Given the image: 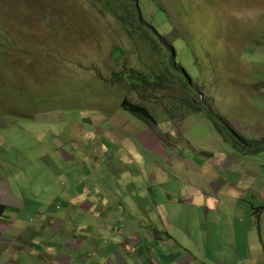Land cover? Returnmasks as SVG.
I'll return each mask as SVG.
<instances>
[{
    "label": "rangeland",
    "instance_id": "374dc122",
    "mask_svg": "<svg viewBox=\"0 0 264 264\" xmlns=\"http://www.w3.org/2000/svg\"><path fill=\"white\" fill-rule=\"evenodd\" d=\"M150 1L153 11H166L160 15L169 24L160 31L174 41L176 68L187 70L191 89L172 74L161 86L148 82L162 62L146 40L125 31L131 23L118 14L127 15L109 11L108 0H0V204L8 202L3 192L21 204L7 209L16 221L3 234L35 232L25 237L34 241L0 242L10 252H0V264H48L39 256L50 253L68 264H116L111 239L119 234L140 235L148 250L146 237L153 246L157 237L184 246L169 264H225L236 259L226 251L236 204L240 235L253 212L264 217L257 195L264 180L256 178L264 170V0ZM128 74L147 83L117 79ZM125 100L157 123L126 111ZM173 149L193 164L173 167ZM231 156L248 177L240 199L220 195L221 214L207 217L202 202L229 179L234 162L217 166ZM193 186L202 201L190 198ZM100 200L105 209L90 206ZM184 202L198 208L182 209ZM111 227L118 234L109 235ZM192 234L203 238L196 244Z\"/></svg>",
    "mask_w": 264,
    "mask_h": 264
},
{
    "label": "crops",
    "instance_id": "0c3cea01",
    "mask_svg": "<svg viewBox=\"0 0 264 264\" xmlns=\"http://www.w3.org/2000/svg\"><path fill=\"white\" fill-rule=\"evenodd\" d=\"M175 157L174 162L172 163L173 167H177V168H183L185 167V165L191 166L193 163L190 160H183L180 157L173 155ZM184 157H186L185 155H183ZM239 158V157H238ZM236 156L232 157L230 159H232V161H230V159H226L223 161V165L221 166H217L223 168L224 165H226L227 163L230 162H234L235 160H239ZM212 159L209 160V162L205 165H203L202 167H200V171H204L205 172V167H207L208 165L212 164ZM240 163L236 164L234 163H230L231 165H234L233 167L228 168V170H230V177L227 180H223L220 184H213L211 186V190H209V194L207 196V198L205 199V202H202L203 206L205 207V214H207V217L209 215V213L215 214L217 213V215L221 212L217 211V207H221L220 202L222 200H219V197L221 195L222 198H224L225 200H227V202L231 199H235L234 202H236L237 200L240 199V184L241 183H245L247 181V176L244 174H241V168H240ZM233 168V170H231ZM264 171V170H263ZM260 171L258 173H256V178L259 180H264V172ZM251 175V174H249ZM256 182H258V180H256ZM195 189H198L197 187L193 186ZM221 191V192H220ZM6 195V199L8 200V202L6 203L9 207H21L20 202H18L17 200H15V198L13 196H11L8 192L5 193ZM191 197L190 198H194L196 196L200 197L201 201L203 200V196H202V190L198 189V191H193L189 194ZM259 197H262L263 202H264V187L262 188V190H260L257 194ZM226 205H229V203H225ZM176 205V204H175ZM90 206H94V208L97 209H105V206H107V204L104 202V200H100L99 204L95 205H90ZM180 206L183 208H188V210H195L198 207L196 206L195 203H188V202H184V203H180ZM230 206V205H229ZM231 207V206H230ZM92 208V209H94ZM234 214L236 215L233 223L234 225L237 227V229H232L233 232L230 233L229 235L233 236L234 239V243L233 245L227 249L226 251H230V258L234 257V254L236 256V259L234 260H222V261H227L225 262V264H264V217H262L261 219L259 218H254V212L253 215H251V211L249 209H247L248 211V215H251V219L249 217V221H250V225H248V223L243 222L244 227L246 228L245 232L246 234L242 233L240 235V207H238V204H236L235 209H233ZM99 212V211H97ZM238 212V213H237ZM8 214V212H7ZM219 214V215H220ZM6 216V215H5ZM169 214L167 215V223L168 225L171 226V224H169ZM175 216V214H174ZM8 216L5 217V219H7ZM26 218V217H25ZM215 218V217H214ZM213 218V219H214ZM9 219H11V221L7 222L6 227H8V225L11 222L16 221V218H11L9 217ZM94 219L100 220L98 222V225L102 222L101 218H96L94 217ZM202 219L208 223L209 219H204L202 217ZM20 220V219H19ZM53 222V221H51ZM117 222L118 224H121V220L117 221H112V223ZM65 223V222H64ZM59 224H61L60 228L62 227V223L60 222ZM65 225V224H64ZM24 226V224L22 225ZM113 226V225H112ZM104 227V226H103ZM58 232L59 230L54 229V232ZM118 229H113L112 227L109 229L110 234L109 235H113L118 234L117 233ZM121 231V229L119 230ZM27 234H35V232H31L27 229H25L21 235H19L18 237H11L12 239L16 240L17 242H29V241H34L31 237V239L28 241L25 237ZM155 235H157V233H155ZM119 237H112V241H114L115 245H118L119 248L118 249H114L111 250L110 253H113L116 255V264H128L129 261H132L133 264H158L159 262V258L163 260V264H169L170 261H175L177 258H181L182 254H179L178 252H187L186 249H184V246H178L176 247L174 244H171L169 242V240H161L160 237L156 238V242H157V246H153V241L152 239H149L148 237L145 238V242H149V250L146 248H140L139 246L143 244V241H141V236L140 235H136L134 238H130L127 237L126 234H124V236L120 235ZM37 237V236H36ZM210 237V236H208ZM193 241L196 242L202 240L203 235H197L196 234H192ZM1 241V240H0ZM190 245L192 243V240L190 239ZM4 245V244H2ZM68 247L70 248H74L76 246L75 242H70L69 244H67ZM44 248H49L48 246L44 245ZM196 246L194 247H190V249H195ZM3 248V247H1ZM37 250H39V247L36 246L35 247ZM179 250H178V249ZM197 248V247H196ZM43 249V248H42ZM226 247L222 246L220 248V250H225ZM164 250V251H163ZM225 251V252H226ZM1 254H6L9 255L10 252L5 250V249H0ZM224 252V254H225ZM48 253H50L48 251ZM160 253V254H159ZM159 254V255H158ZM209 254L210 257H213L212 253H206L205 257H207V255ZM223 254V255H224ZM221 255V256H223ZM46 257L43 255L39 256L40 258H42V260H47L48 264H68L69 261L65 258H63L61 255H53L52 253L46 254ZM220 256V257H221ZM219 257V258H220ZM162 264V263H160ZM175 264V263H174ZM180 264V263H177Z\"/></svg>",
    "mask_w": 264,
    "mask_h": 264
},
{
    "label": "trees",
    "instance_id": "16d2710c",
    "mask_svg": "<svg viewBox=\"0 0 264 264\" xmlns=\"http://www.w3.org/2000/svg\"><path fill=\"white\" fill-rule=\"evenodd\" d=\"M108 1L107 7L109 8V11H113L112 13L122 11L127 15L121 19V16L118 14V20H126L131 23V26L125 25V31L132 35L136 40H146L145 42L153 47V50L156 53V58H159V61L162 62L161 65L155 63L156 66L153 68V71H151L152 77H148V82L155 84L156 86H161L164 82V78L167 80V77L172 74L177 80H181L185 89H191L190 85L194 80L189 76L187 70L183 65H181V70L176 68L179 66V55L175 50V45H172L174 41L169 38L170 34L160 31L163 24H169V20L166 17L162 18L160 15L162 12L166 13L164 8L156 6L158 10L153 11L154 9L151 7L153 4L150 0ZM127 27H130V29ZM120 50L124 55V51H122L121 48ZM117 79L119 82L133 84L131 86L143 87L147 83L145 77H143V79L137 78L134 74H128L126 76L122 75L121 77L117 76ZM172 81L174 84L173 78ZM185 101L188 106L192 105L188 100L185 99ZM122 107L126 111L132 112L145 123H157L156 118L144 107L133 105L128 100L123 102ZM197 108L200 109V107ZM5 210L4 207H0V217Z\"/></svg>",
    "mask_w": 264,
    "mask_h": 264
},
{
    "label": "clouds",
    "instance_id": "9594fccd",
    "mask_svg": "<svg viewBox=\"0 0 264 264\" xmlns=\"http://www.w3.org/2000/svg\"><path fill=\"white\" fill-rule=\"evenodd\" d=\"M241 142H243V140L241 139ZM176 148V147H175ZM173 152L171 153L172 155H175L176 151L175 149L172 150ZM6 192H3L2 193V198L3 199H6V195H5ZM12 196V195H11ZM8 205L5 203L4 205L0 204V207H4L6 210L4 211L3 215L0 217V242H2V244L6 243V242H9V243H13L14 239H12L11 237H6L4 234H3V229H7L6 227V224L7 222L11 221V219H9V217L7 219H5V217L8 215L7 214V207ZM6 215V216H5ZM3 240L5 242H3Z\"/></svg>",
    "mask_w": 264,
    "mask_h": 264
}]
</instances>
